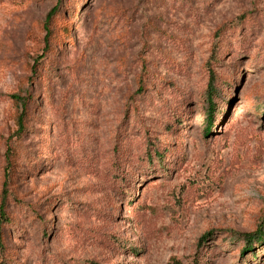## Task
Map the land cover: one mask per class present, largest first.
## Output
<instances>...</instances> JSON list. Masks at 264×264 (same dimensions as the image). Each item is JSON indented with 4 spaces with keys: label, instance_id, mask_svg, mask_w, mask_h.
I'll use <instances>...</instances> for the list:
<instances>
[{
    "label": "rangeland",
    "instance_id": "374dc122",
    "mask_svg": "<svg viewBox=\"0 0 264 264\" xmlns=\"http://www.w3.org/2000/svg\"><path fill=\"white\" fill-rule=\"evenodd\" d=\"M15 143L0 264H264V0H0Z\"/></svg>",
    "mask_w": 264,
    "mask_h": 264
},
{
    "label": "trees",
    "instance_id": "16d2710c",
    "mask_svg": "<svg viewBox=\"0 0 264 264\" xmlns=\"http://www.w3.org/2000/svg\"><path fill=\"white\" fill-rule=\"evenodd\" d=\"M58 9V6L55 5L47 14L46 18H45V35H44V47L43 49L46 50L48 45H49V39H50V35L52 33V29H51V24L53 22V18L54 15L56 14ZM70 29V28H69ZM63 32L67 33L68 27L65 26L63 27ZM42 56H40L39 58H41ZM216 57V56H215ZM38 78L40 79V77L38 76ZM216 76L214 74V71L209 67L208 68V82L206 85V90L204 91L203 94V98L204 101L209 104V109L206 110V117L204 118V121L206 119L205 122V126H206V130L207 133L209 132V130L213 127V121H214V115H215V110H213V106H216V103L214 101V98L216 96ZM16 101H17V105L19 107H21V109L23 110L22 112H20V114L17 117V123H18V132L20 134V137H22L21 135L24 134L25 129H27V127L25 126V117H27L26 112L24 111L26 110V105H32L35 97L33 95H31L29 92L25 95V96H21V95H13L12 96ZM213 110V111H212ZM26 114V115H25ZM151 148L153 149V152L149 153L148 155L150 157L153 156V159H158V162L161 164L163 162V156L161 157V152H159L155 147L151 146ZM8 160L4 169V182H3V191H2V201L0 203V252L3 253L4 251V244H3V235H2V231H3V227L5 224L8 223L9 216L6 214L5 211V203L4 202V197L7 194V187L6 185L8 184V182L10 181V176L13 172V165H14V161L15 158L19 152L18 150V144H10V147L8 149ZM161 154V155H160ZM49 236L48 232H45L44 237L47 238ZM240 242L243 244V253L245 252H249L252 256V258L257 257V254L255 252V248L259 247L262 245L263 241H264V228L261 226L259 227L254 233H245V234H240Z\"/></svg>",
    "mask_w": 264,
    "mask_h": 264
}]
</instances>
